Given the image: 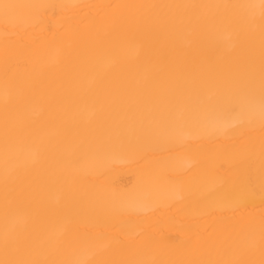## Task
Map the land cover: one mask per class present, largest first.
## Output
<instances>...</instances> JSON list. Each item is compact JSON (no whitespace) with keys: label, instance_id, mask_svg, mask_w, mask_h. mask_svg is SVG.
Listing matches in <instances>:
<instances>
[{"label":"bare ground","instance_id":"6f19581e","mask_svg":"<svg viewBox=\"0 0 264 264\" xmlns=\"http://www.w3.org/2000/svg\"><path fill=\"white\" fill-rule=\"evenodd\" d=\"M0 264H264V0H0Z\"/></svg>","mask_w":264,"mask_h":264}]
</instances>
